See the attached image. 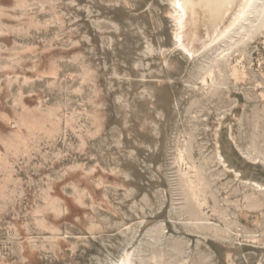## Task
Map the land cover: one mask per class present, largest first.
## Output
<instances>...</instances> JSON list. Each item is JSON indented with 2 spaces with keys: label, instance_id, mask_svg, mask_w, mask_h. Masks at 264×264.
Masks as SVG:
<instances>
[{
  "label": "rangeland",
  "instance_id": "rangeland-1",
  "mask_svg": "<svg viewBox=\"0 0 264 264\" xmlns=\"http://www.w3.org/2000/svg\"><path fill=\"white\" fill-rule=\"evenodd\" d=\"M168 8L0 0V264H264V0L191 59Z\"/></svg>",
  "mask_w": 264,
  "mask_h": 264
},
{
  "label": "bare ground",
  "instance_id": "bare-ground-1",
  "mask_svg": "<svg viewBox=\"0 0 264 264\" xmlns=\"http://www.w3.org/2000/svg\"><path fill=\"white\" fill-rule=\"evenodd\" d=\"M167 2L169 4L167 15L170 23V42L167 50L175 49L185 59H191L236 26L247 15L256 0H227V2L226 0H190V6L181 0V8L176 7V0H167ZM149 27L153 29V22L149 24ZM119 71L126 72L131 76L136 74L132 66L127 69H116L113 74H118L116 72ZM136 87L122 86L117 89L121 95L130 97L138 92L139 87ZM62 98L66 105L68 102L67 95ZM158 103L163 107H168V104L164 101H158ZM149 122L150 119L146 116V123ZM130 130L127 126L124 127V130L122 129L125 144L132 140ZM95 162L92 161V163ZM85 171L87 172V170ZM5 187L9 188V185H5ZM59 187L57 184H54L53 187L45 185L38 191L39 202H37L33 212V226L34 229L38 230V233H66L62 230L50 231L44 225L46 211L58 210L69 201L66 196L59 198V200L55 199L57 195H62ZM22 233L23 230L15 232L18 235ZM30 234L31 231L26 229V235L29 236ZM129 253L130 251L123 252L113 264H130Z\"/></svg>",
  "mask_w": 264,
  "mask_h": 264
},
{
  "label": "snow or ice",
  "instance_id": "snow-or-ice-1",
  "mask_svg": "<svg viewBox=\"0 0 264 264\" xmlns=\"http://www.w3.org/2000/svg\"><path fill=\"white\" fill-rule=\"evenodd\" d=\"M183 2L190 6V0H183ZM226 2H227V0H226ZM176 7L177 8H181L182 7L181 0H176Z\"/></svg>",
  "mask_w": 264,
  "mask_h": 264
}]
</instances>
